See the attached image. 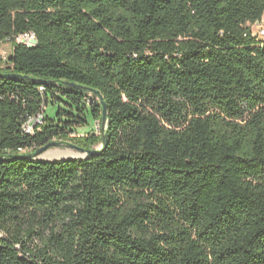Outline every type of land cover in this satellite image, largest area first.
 Instances as JSON below:
<instances>
[{"label": "trees", "instance_id": "trees-1", "mask_svg": "<svg viewBox=\"0 0 264 264\" xmlns=\"http://www.w3.org/2000/svg\"><path fill=\"white\" fill-rule=\"evenodd\" d=\"M263 15L264 0H0V264H264ZM68 83L104 99L105 148L19 158L101 146L97 97Z\"/></svg>", "mask_w": 264, "mask_h": 264}, {"label": "water", "instance_id": "water-1", "mask_svg": "<svg viewBox=\"0 0 264 264\" xmlns=\"http://www.w3.org/2000/svg\"><path fill=\"white\" fill-rule=\"evenodd\" d=\"M2 76L6 77V78H18V79H22V80H30L35 85L44 84L43 82H41L39 80H32V79L27 78V77H20V76H15V75H2ZM66 85L69 88L76 89V90H79V91H85V92H88V93H90V94H92V95L97 97V99L99 101V104L102 107L101 129H102V133H103V139H102L101 146L98 147V148H95L93 150L84 151V150L80 149L79 147H77V146H75V145H73L71 143L52 141V142H49V143L45 144L44 146L38 148L36 151H34L32 153L19 156V158H21V159H29V160H41V158H39L40 155L43 154L44 152H46L48 149L54 148V147H65V148H68V149H73L75 151H79V152L84 154V156H80V157H76V158H89V157H92L94 155H98L105 148V146H106V134H105L106 106H105L104 99L102 98L100 92L95 91L93 89H88V88H85V87H82V86H79V85H76V84L68 83ZM58 159L64 160V159H75V158L74 157H64V158H58ZM44 160H46V159H44ZM52 160H54V159H52ZM47 161H49V160H47Z\"/></svg>", "mask_w": 264, "mask_h": 264}, {"label": "rangeland", "instance_id": "rangeland-1", "mask_svg": "<svg viewBox=\"0 0 264 264\" xmlns=\"http://www.w3.org/2000/svg\"><path fill=\"white\" fill-rule=\"evenodd\" d=\"M261 21L264 22V16L262 17ZM251 30H252V33L254 35L257 34L258 27L256 26V24L251 27ZM258 40L261 41V42H264V37H258ZM10 52H11V44L10 43L0 44V55L1 56L7 57L10 54ZM59 108H61V109L64 108L63 104L61 102L53 103L51 100H49L48 104L44 108L45 117H47L49 120H56L57 119L56 113H57ZM89 124H90V126H85L84 128H79L78 132H80V133L88 132L91 129V126H92V121L91 120H89ZM98 133L99 132H98L97 127H96L95 128V134H98ZM71 152L79 153L80 156H84L83 153H81L79 151H75L73 149H68V148H65V147H54V148L48 149L46 152L41 154L39 158H41V160H43V161H47V160L56 161V160H60L58 158L67 157L66 154H70ZM53 155L54 156H61V157H55V158H49V159L45 158V156H53ZM44 159H46V160H44ZM51 159H54V160H51Z\"/></svg>", "mask_w": 264, "mask_h": 264}, {"label": "built area", "instance_id": "built-area-1", "mask_svg": "<svg viewBox=\"0 0 264 264\" xmlns=\"http://www.w3.org/2000/svg\"><path fill=\"white\" fill-rule=\"evenodd\" d=\"M258 27L257 36L264 37V22L261 21L260 23L256 24ZM254 35V34H253ZM15 42L24 44L26 46H33L36 43V39L33 33H26L19 35L15 38ZM43 89L42 87L39 88L41 92ZM43 122V113L40 112L39 114L29 117L22 125V129L26 134H33L34 129L41 125ZM21 150H18V153H21Z\"/></svg>", "mask_w": 264, "mask_h": 264}, {"label": "bare ground", "instance_id": "bare-ground-1", "mask_svg": "<svg viewBox=\"0 0 264 264\" xmlns=\"http://www.w3.org/2000/svg\"><path fill=\"white\" fill-rule=\"evenodd\" d=\"M66 155H67V157H74V158L80 157V154L79 153H73V152H71L70 154H66ZM55 157H61V156H54V155L53 156H45L46 159L55 158Z\"/></svg>", "mask_w": 264, "mask_h": 264}, {"label": "crops", "instance_id": "crops-1", "mask_svg": "<svg viewBox=\"0 0 264 264\" xmlns=\"http://www.w3.org/2000/svg\"><path fill=\"white\" fill-rule=\"evenodd\" d=\"M264 16V15H263Z\"/></svg>", "mask_w": 264, "mask_h": 264}]
</instances>
